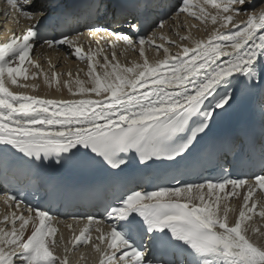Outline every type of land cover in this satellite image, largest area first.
<instances>
[{
    "label": "snow or ice",
    "instance_id": "1",
    "mask_svg": "<svg viewBox=\"0 0 264 264\" xmlns=\"http://www.w3.org/2000/svg\"><path fill=\"white\" fill-rule=\"evenodd\" d=\"M5 2L15 17L30 21L26 29L0 42V152L5 160L14 151L33 161L55 157L57 163L78 159L88 164L98 159L120 170L129 163V154H134L145 167L157 162L175 165L191 153L194 142L219 115L217 110L230 103L233 81H264V0L258 11L253 0H203L202 4L181 0L172 9L178 16L188 13L202 24L210 19L212 25H219L207 40H192L191 47L180 43L190 37L178 30L180 42L165 37V21L161 20L157 27L164 43L159 44L155 31L138 35V23L130 24L131 36L90 25L87 35H99V39L94 41L96 50L90 42L87 51L80 42L85 33L42 36L40 28L47 15L35 10L33 0ZM208 5L215 12L208 11ZM101 40L111 49V60ZM119 42L124 45L121 54L135 51L138 44L142 62L122 64L117 59ZM146 45L157 54L162 51L163 59L150 62ZM43 46H66L70 54L86 62L87 80L77 73L74 80L64 81L67 91L80 99L58 100L10 90L12 85L39 87L18 79H29L26 61L40 70L31 73L32 79L43 74L44 82L51 86L60 75L52 71L49 77L32 58L35 49ZM170 46L182 51L172 53ZM101 54L103 63L97 58ZM97 66L104 69L102 73ZM67 75L72 77L71 72ZM260 172L252 180L225 173L201 183L177 181L175 186H157L152 191L140 190L139 185L128 188L105 209L103 219L82 218L83 227L68 242L71 247L63 236L57 237L56 218L49 210L24 204L15 193L6 191L4 203L15 210L3 216L10 228L0 227V264H70L68 253L81 245L99 254V264H172L153 255L168 249L190 258L180 264H264V246L249 235L264 233L248 223L258 205L259 215L264 217V195L255 197L258 189L264 193V154ZM245 186L243 204L230 221L235 210L229 198L239 196L237 190ZM29 226L31 232L25 239ZM67 226L72 228V224ZM146 235L151 236L150 251L143 248ZM61 246L63 256L56 251Z\"/></svg>",
    "mask_w": 264,
    "mask_h": 264
},
{
    "label": "bare ground",
    "instance_id": "2",
    "mask_svg": "<svg viewBox=\"0 0 264 264\" xmlns=\"http://www.w3.org/2000/svg\"><path fill=\"white\" fill-rule=\"evenodd\" d=\"M254 3H256L257 7H256V11L259 10V6L261 3V0H253ZM203 0H193V4H202ZM208 11L210 12H215V9H213L211 7V5L207 6ZM193 11H197V8H193ZM249 11H252V9H249ZM241 19H244V17H241ZM180 24H184L185 27H179ZM191 25H196V27H191ZM231 25H229L230 27ZM219 28V25H212L211 21L209 19L207 24H202L200 21L194 19L192 16H190L188 13H184L183 15H173V18L169 21H167L164 25L163 28V35L167 38H171V39H175L178 42L179 39L176 36V31L178 30L180 32L181 35H188L190 37L189 40L180 42V43H184L187 44L188 46H193L192 44V40H196V39H204L207 40L208 37L211 35V33L215 30ZM157 40L156 43H164V41H161L159 39V35L161 30L158 29L157 31ZM152 34V33H151ZM149 34V35H151ZM166 46H168L166 44ZM124 47L123 42H119L118 47L116 49L117 51V59L122 63V64H126L128 66H131L132 62H142L143 58L139 56V45H136V50L133 51L132 49H128L126 51L123 52V54H121V49ZM146 47V55L149 59L150 62H155L158 59H163V52L161 51L159 54L156 53L154 48H149L147 45ZM111 51V50H110ZM170 51L172 53H175L177 51H182V49H178L175 46H170ZM106 52V50L104 51ZM107 54L109 55V59L111 60V52H107ZM41 57H44V55L42 53L39 54V57L36 58V60L39 61V63L42 66V69L45 73H47L49 75V77H51V73L52 71H55L56 73L60 74L56 77V79L52 82L51 86H49L48 84H46L44 82V78H43V74L37 76L35 79H32L31 77V73L33 71H40L38 69L33 68L31 65H29L27 63V61L25 62V67L28 68V75H29V79L27 81H25L22 77L18 78L20 80L21 83H28V84H37L39 85V87L35 90L31 89V88H18L15 85L10 86V90L16 92V91H23L26 92L27 94L30 95H39V96H43L45 98H51V99H58V100H69V99H80L81 96L80 95H76L73 96L72 94H70L67 91V87H65L64 85V81L65 80H74L77 73H79V77L82 80H87V71L88 68L87 66L84 65V62H79L77 60L71 59V58H67L65 62H59L56 60V58H47L44 61H42V59H40ZM49 61L51 63H49ZM103 63V62H101ZM54 65L53 68H47L46 65ZM103 68H100L99 66H97V71L98 72H103ZM68 72L72 73V77H69L67 75ZM244 81V86L245 87H251L253 84L247 82L245 79H243ZM74 89H75V84L73 83L71 85ZM59 89V90H58ZM232 96H233V92H232ZM233 104H236V106H239L240 103V99L236 100L233 102ZM231 118H233L231 116V114H228ZM234 119V118H233ZM73 165L68 166L67 168L69 169V171L73 172L74 174L76 173L74 171V163L76 162V159H73ZM70 163V159L67 161H64L62 163H60L63 167L67 166ZM92 162L85 164L88 172L90 173H97V171L99 170V164H95L90 166ZM262 195H264V193L260 194V193H256L255 197L257 199H259ZM243 204V201L241 200L240 196H237V200L235 205L231 206L235 211L233 213H230V221L234 220L235 217L238 215V210L240 208V206ZM4 204L2 203V200H0V227H7L10 228V224H5L3 223V216L7 213H10V211L5 210L4 209ZM259 211H260V205H258L257 210L254 211V213H252V220L249 221V225L252 227H256L260 230L261 233H264V217H261L259 215ZM11 219V216H10ZM19 225V221H17V226ZM59 231H61L62 229L58 228ZM31 232V226H29L28 230L26 231L25 234V239L27 238V235L30 234ZM66 234V233H65ZM249 235H252V238L260 245L264 246V236H260L259 234L253 235L251 232L249 233ZM79 250V249H77ZM74 250L70 253H68L69 256V261L70 264H91V258H92V253L89 251H77ZM57 254L63 256L64 252L62 250V248H58L57 250Z\"/></svg>",
    "mask_w": 264,
    "mask_h": 264
}]
</instances>
